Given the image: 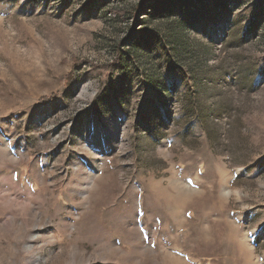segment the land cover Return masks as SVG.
<instances>
[{
    "label": "rangeland",
    "instance_id": "374dc122",
    "mask_svg": "<svg viewBox=\"0 0 264 264\" xmlns=\"http://www.w3.org/2000/svg\"><path fill=\"white\" fill-rule=\"evenodd\" d=\"M157 1L0 0V264H264V0Z\"/></svg>",
    "mask_w": 264,
    "mask_h": 264
},
{
    "label": "trees",
    "instance_id": "16d2710c",
    "mask_svg": "<svg viewBox=\"0 0 264 264\" xmlns=\"http://www.w3.org/2000/svg\"><path fill=\"white\" fill-rule=\"evenodd\" d=\"M185 1L186 0H158L154 6L157 10L158 13L164 12V13H170L173 9V6L176 4L177 6H179L180 8H184L185 7ZM143 4L140 5V7ZM185 9V8H184ZM117 60H121V56L117 57ZM109 70H113L114 69V64H112L111 66L108 67ZM43 101H48L47 98H44Z\"/></svg>",
    "mask_w": 264,
    "mask_h": 264
}]
</instances>
